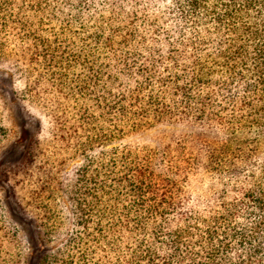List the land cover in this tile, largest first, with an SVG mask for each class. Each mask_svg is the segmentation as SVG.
<instances>
[{"label": "trees", "instance_id": "1", "mask_svg": "<svg viewBox=\"0 0 264 264\" xmlns=\"http://www.w3.org/2000/svg\"><path fill=\"white\" fill-rule=\"evenodd\" d=\"M0 73L42 126L3 178L68 242L38 264H264V0H0Z\"/></svg>", "mask_w": 264, "mask_h": 264}, {"label": "rangeland", "instance_id": "2", "mask_svg": "<svg viewBox=\"0 0 264 264\" xmlns=\"http://www.w3.org/2000/svg\"><path fill=\"white\" fill-rule=\"evenodd\" d=\"M1 76H3V74L0 73V77ZM5 86V90L2 91L0 89V96L5 102V116L8 127L10 128V133L0 147V195L6 215L18 227L21 237L27 247V264H38L39 258L44 253L50 252L51 255H56L60 251L62 254H65V244L67 246L68 242H65V240L63 242L61 238L55 240L53 243L45 242L42 240L37 230V223H35L32 217V214L35 212L37 215V175L35 178V207L30 203L31 195L30 197L26 195V198L24 199L25 211L21 210L16 205L11 194L10 184L5 182L3 178L4 169L21 160L29 142L34 137H37V133L42 127L40 112L36 109L29 110L24 107L19 101V98L14 94L11 86ZM41 134L43 136L45 132L42 131ZM65 156L68 157L69 155ZM68 198L69 197L65 196L67 202H62V205H54L57 210L61 209L65 204L70 206V200H68ZM66 208L67 207L65 206L64 217L66 220L65 225L63 226L64 232L67 231V226H69L68 216H70L69 210H66Z\"/></svg>", "mask_w": 264, "mask_h": 264}]
</instances>
